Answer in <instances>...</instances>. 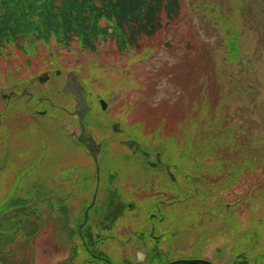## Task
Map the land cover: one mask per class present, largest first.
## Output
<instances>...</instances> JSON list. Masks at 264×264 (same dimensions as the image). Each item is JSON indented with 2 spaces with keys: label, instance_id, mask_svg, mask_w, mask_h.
<instances>
[{
  "label": "rangeland",
  "instance_id": "1",
  "mask_svg": "<svg viewBox=\"0 0 264 264\" xmlns=\"http://www.w3.org/2000/svg\"><path fill=\"white\" fill-rule=\"evenodd\" d=\"M181 3L179 19L156 37L144 39L140 51L119 53L110 40L100 43L96 53L82 52L77 44L66 48L38 44L28 50L29 55L10 48L4 51L0 57V159L6 155V160L0 163V212L29 201L26 195L31 187L47 192L44 180L36 174L42 172L48 161L52 169L60 164L66 172L77 169L87 173L91 168L89 157L64 134L65 124L77 126L72 114L74 111L77 114L78 101L63 92L70 74L80 80L91 102V105L87 103L94 112L88 118L90 133L98 140L107 137L104 142L110 138L117 142L121 139V135L106 125L117 120L126 139L137 140L144 150L152 152L155 141L175 121L191 114L189 103L196 107V103L202 102L230 117L241 129L254 135L264 132V0H181ZM43 74L47 79L41 83ZM100 100L107 103L106 110L101 109ZM183 105L185 111H179ZM98 114L105 119V125L99 124ZM53 121L61 122L64 132ZM116 148L110 144L107 149L110 154H117ZM124 150L125 153L120 152L131 154L128 148ZM110 154L106 162L120 165V174L126 181L127 176L133 175L131 170L138 163V157L129 155L125 157L126 162L119 163L124 160H110L115 158ZM146 169L144 166L145 171L141 173L143 181H160L159 170ZM19 171L22 182L18 183L15 179ZM181 175L173 197L185 195L187 184ZM129 185L125 190L133 191L131 201L136 208L121 218L119 225L129 229L148 228L144 209L149 211L151 205L139 204L140 192H134L137 186ZM44 195V192L38 193L30 201L41 200L34 209L40 220L48 219L50 214L46 213L50 211L46 208L55 205L54 199L46 200ZM222 195L210 193L206 207L200 211H191L188 201L178 206V211L184 214L176 223L175 231L180 232L173 241L174 258L186 255L195 241L202 240L206 245L200 251L202 254L214 257V248L221 247L226 256L214 257L216 264H229L224 261L232 241L237 243L238 252L249 247L250 242L254 247L251 254L264 262V243L262 252L257 250L264 237L263 172L248 173L225 193V202ZM248 195L255 198L245 201ZM222 204L226 207L222 208ZM14 216L26 217L19 212ZM52 217L46 231L41 226L31 245L17 251L15 257L30 258L31 264L54 263ZM209 218L213 223L207 222ZM230 223L237 224L233 238L227 230ZM3 224L7 226L6 222ZM251 228L259 236L256 240L243 233ZM119 246H114L115 250L109 246L107 251L114 250L111 251L114 255L127 254L129 248ZM116 264L122 263L116 261Z\"/></svg>",
  "mask_w": 264,
  "mask_h": 264
},
{
  "label": "trees",
  "instance_id": "2",
  "mask_svg": "<svg viewBox=\"0 0 264 264\" xmlns=\"http://www.w3.org/2000/svg\"><path fill=\"white\" fill-rule=\"evenodd\" d=\"M181 4V0H0V57L7 48L29 55L28 50L38 44L61 48L77 44L82 52L96 53L108 40L119 53L140 51L144 39L156 37L179 19ZM196 105L189 103L191 114L175 121L150 150L177 165L187 189L175 199L188 201L191 211L204 209L210 193L221 192L225 202V193L248 173L264 174V132L254 135L210 105ZM179 111H185L184 105ZM179 184L175 182L174 189ZM247 197L245 201L255 198ZM29 198L15 211L26 215L22 219L15 213L1 218L0 212V264H31L30 258L15 257L31 245L42 226L34 210L41 200L28 208L33 200Z\"/></svg>",
  "mask_w": 264,
  "mask_h": 264
},
{
  "label": "flooded vegetation",
  "instance_id": "3",
  "mask_svg": "<svg viewBox=\"0 0 264 264\" xmlns=\"http://www.w3.org/2000/svg\"><path fill=\"white\" fill-rule=\"evenodd\" d=\"M48 103L51 107L53 106L52 103ZM88 103V105H91L89 100ZM74 113L72 115L77 119V126L72 127L65 124V132L62 130L63 124L61 122L53 121L52 123L57 129L64 132L68 141L85 152L92 163L91 168L87 170V173L85 171L78 172L77 169L66 172L62 169V166H59L60 164L52 169L48 161L42 172L36 174L44 180L48 188L47 192L45 193L44 190L38 187L29 186L28 188L31 187L32 189H29L30 191L26 195L36 197L38 193L44 192L46 194L44 197L55 196L52 197L55 200L54 207L46 208L50 211V213L45 212L50 214L48 219L43 218L40 220L42 231H46L47 227L50 226L51 216L54 219L52 243L56 255L53 264H116V261L122 264H168L179 259H203L216 264L214 257L222 258L226 256L222 253L221 247L214 248L212 252L214 257L202 254L200 251L206 245L202 240H198V242H194V246L191 247L189 253L174 258L173 241L180 232L175 231L176 223L181 220L180 215L184 214L178 211L177 201L173 198L174 179L172 175H175L177 166L168 161L161 152H149L148 157L145 158L142 157L140 151L135 152L134 149L129 150L131 154H123L120 150L125 153L124 149L126 147L123 143L127 139L125 138V131L121 129L122 124L120 122L115 120L106 125H109L108 128L111 127L114 133L121 135V139L117 142L115 139L110 138V142L109 140L104 142L107 137H102L101 140L103 141H101L91 134V124L88 122V118L94 112L89 111L82 124L78 114L75 111ZM97 117L101 121L99 124H104L105 119L99 114ZM115 124H119V131L117 132L113 129ZM110 144L117 147V154L109 153L107 148ZM30 149L33 151V147ZM120 153L122 154L119 155ZM109 154L115 157L110 160H117L118 158L124 160L119 163L126 162L125 157L129 155L138 157V163L131 170L133 175L127 176L126 181L122 179L120 174L122 170L120 165L111 164V166L109 162H106V157ZM7 155H9L8 152ZM158 156L160 161L157 158ZM4 160H6V155L0 159V163ZM144 166L147 168L146 171L159 170L161 174L160 181H143L141 173L145 171ZM85 169L87 168L85 167ZM12 175L8 176L10 180ZM128 180H132V182H127ZM15 181L22 182L20 171ZM129 184L137 186L134 192H140L139 204L151 205L149 211L144 209L148 228L138 229L134 227L129 229L122 224L119 225L123 220L121 218H125L127 213H133L136 208L134 202L131 201L134 198L130 195L133 191L125 190L126 187L130 188ZM91 204L92 206L89 208ZM87 210L88 215L85 218ZM217 213H220V211ZM207 222L213 223L211 218ZM229 226L228 228L231 229L230 234L233 235L231 238H233L237 234V224L230 223ZM243 233L248 235L249 238L256 235L253 228ZM203 238H205V235L202 236ZM263 243L264 237L257 249L258 252H262L261 245ZM231 244L228 258L224 262L229 264H239V262L241 264H264L260 257L251 254V252H254V247L250 245V242L249 247L241 252H238L236 242L231 241ZM119 245H123L125 249L129 248L127 254H122V252H120V255L112 254L111 251L115 250L114 246L120 248ZM109 246H112L114 250L109 249L107 251ZM171 252L172 257L170 256Z\"/></svg>",
  "mask_w": 264,
  "mask_h": 264
},
{
  "label": "water",
  "instance_id": "4",
  "mask_svg": "<svg viewBox=\"0 0 264 264\" xmlns=\"http://www.w3.org/2000/svg\"><path fill=\"white\" fill-rule=\"evenodd\" d=\"M47 79V75L43 74L40 77V82L43 83L45 82ZM63 92L65 95H72L74 97L77 98L78 101V111L77 114L79 116V120L80 122L82 121V119L85 117V115L88 113L89 111V106L87 105V93L85 91V89L81 86V82L80 80L70 74L67 77V82L63 88ZM100 105H101V109L102 110H106L107 108V103L104 100L100 101ZM114 131L117 132L119 131V124H115L113 127ZM93 141V140H92ZM124 145H126L128 148L130 149H134L135 151L140 150V152L144 155V156H148V153L143 151L140 147V143L134 140H128L125 141L123 143ZM159 159V157H158ZM52 196L48 197L47 199H50ZM35 204V201L29 205V207H32ZM92 206V204L89 206V208ZM16 208L9 210V212L7 214H11L15 211ZM88 212V210H87ZM87 212L85 214V217L87 218ZM6 215V214H4ZM168 264H212L209 261L206 260H200V259H191V260H177Z\"/></svg>",
  "mask_w": 264,
  "mask_h": 264
}]
</instances>
